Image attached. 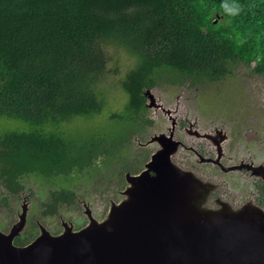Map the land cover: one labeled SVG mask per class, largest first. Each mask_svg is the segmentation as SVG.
I'll return each mask as SVG.
<instances>
[{"label": "trees", "instance_id": "obj_1", "mask_svg": "<svg viewBox=\"0 0 264 264\" xmlns=\"http://www.w3.org/2000/svg\"><path fill=\"white\" fill-rule=\"evenodd\" d=\"M107 44L129 54L128 64L116 58L122 77L114 91L102 87L114 59ZM234 62L264 74V0H0L5 186L17 193L18 177L35 175L52 184L54 211L73 202L66 180L91 177V166L113 148L110 139L138 124L145 86L167 80L157 79L162 74L218 81ZM113 96L122 110L109 109ZM105 115L100 132L89 128ZM7 198L0 208H9Z\"/></svg>", "mask_w": 264, "mask_h": 264}, {"label": "flooded vegetation", "instance_id": "obj_2", "mask_svg": "<svg viewBox=\"0 0 264 264\" xmlns=\"http://www.w3.org/2000/svg\"><path fill=\"white\" fill-rule=\"evenodd\" d=\"M187 80L190 79L165 80L161 84L145 86L141 92L145 103L137 116L138 124L129 125V130L118 139L112 138L113 148L109 154L100 156L91 166L90 180L95 179L97 187H86L85 179L90 177L84 174L87 178H83L75 173V179L66 180V186L74 193V201L62 202L55 211L50 193L34 204L31 200L34 199L33 191L26 193L24 186L17 193H9L0 172V200L7 195L9 204V208H0V220L8 211L12 218L8 226L11 229L19 219V213H26L24 228L16 236L15 244L27 246L43 229H50L39 219L34 223L31 215L35 207L45 222L60 211L81 207L80 224L61 217L59 228L62 227L63 231L68 224L78 231L92 219H106L115 206L127 201L131 191L139 187L136 177L140 175L143 182L158 177L162 184L173 177L177 188L188 196L192 195L202 210L216 213L264 211V97L252 100L235 87L233 95L220 99L221 108L208 107L215 98L212 92L205 104H199L201 108H188L185 99L193 100L195 94L188 90ZM218 81L203 82L208 86L209 82ZM192 83L196 84V91L202 84L191 80ZM165 87L173 91L172 95ZM148 91L157 103L153 107L148 106V102L152 103ZM159 137L167 142L158 140ZM24 178L22 175L18 177L22 185ZM23 194L27 196L28 204L15 214V220L12 214L15 212L14 201ZM17 239L23 243H17Z\"/></svg>", "mask_w": 264, "mask_h": 264}, {"label": "water", "instance_id": "obj_3", "mask_svg": "<svg viewBox=\"0 0 264 264\" xmlns=\"http://www.w3.org/2000/svg\"><path fill=\"white\" fill-rule=\"evenodd\" d=\"M148 93V106L157 105ZM136 180L106 219L78 231L66 224L59 236L43 229L27 246L14 242L26 222L20 212L9 232L0 227V264H264V211H206L173 177Z\"/></svg>", "mask_w": 264, "mask_h": 264}, {"label": "rangeland", "instance_id": "obj_4", "mask_svg": "<svg viewBox=\"0 0 264 264\" xmlns=\"http://www.w3.org/2000/svg\"><path fill=\"white\" fill-rule=\"evenodd\" d=\"M105 49L106 52L109 56H112L114 59L109 61L107 64V68L105 73H104V78H103V82L105 83L102 87L103 88H109L111 87L112 91H114L115 89V85L118 86L119 80L121 79V72H114L116 66H117V62H116V58H124L125 60V64H128V53H126L125 51L121 50V49H117L111 45H105ZM133 60L135 59L134 57H132ZM253 64V63H252ZM120 65V64H119ZM232 68L231 71L229 72V74H227L224 78H222L223 80L218 81V82H209L208 86L206 85L205 82H203L201 84V87L197 90V87H195V83L190 84L191 80H187L188 82V86L189 89L193 94H195V97L193 100H186V106L188 108H201L199 106V104H205L207 102L206 98H208V95L211 94L212 92V96H214V100L211 106V108H221L222 104H219L220 99L223 96H231V94L233 95V93L235 92V87L236 90H239L241 93H243L247 98H250L252 100L255 99H260L264 96H262V92H264V74H259L257 72H254L252 69L253 65H247L241 62H234L232 63ZM126 65H123L122 67L120 66L119 69H123V67ZM157 79H172L169 77H166L165 74H162L161 76H158ZM180 79V78H177ZM183 79H192V78H183ZM116 86V87H117ZM167 92H170V95H172L173 91H171V89H169L168 87L164 88ZM204 91V93H203ZM198 94V98L196 97V93ZM243 95V96H244ZM106 103H110V108L111 110L115 111V110H122L123 109V105L118 106L116 103V99L113 96L112 98L109 99V102L106 100ZM108 114V112H106ZM106 116V117H105ZM105 116H101L97 119H95L93 122V124H96V127H94V125H89V128L91 129H96L98 132L101 131V126L104 121L108 122L107 115ZM97 120V122H96ZM90 122V121H89ZM81 123V122H80ZM91 124V123H89ZM77 124H71V128L73 126H75ZM79 125V124H78ZM84 125V124H81ZM78 127V126H77ZM110 141H112V138L110 139ZM107 156H105L104 158H106ZM103 158V159H104ZM91 172H93V170H91ZM26 178L23 179V186L25 187V191L26 193L29 192V190H32V197H34V199H31L34 203H37V200L39 201V199H44L46 194L49 193L48 189L52 186L49 182V180L47 181H43L42 179L37 178L35 175H30L27 174L25 176ZM83 178H87V176L83 175ZM90 178L85 179V185L86 187H89L91 189H94L97 187L96 184V180L92 179L90 180ZM84 180L80 182V184H83ZM48 187V188H47ZM56 187V186H55ZM26 198L27 196L25 194H23V196L19 195L18 198L14 201V210L15 212L12 213L14 215V219L16 220V213L18 211H20L21 207L24 205H27L28 202H26ZM23 200V201H22ZM39 203V202H38ZM39 205V204H38ZM38 208H40V206H38ZM60 214V216H59ZM81 215H82V208L81 207H76L74 210H63L60 211L58 213H56L54 215V217L47 218L46 222L45 219L41 217V212L38 211L36 209V207L34 208V213H32L31 218L33 217L34 219V223L36 221V219H39V222H44L45 225H47L50 229H48L47 231H49L53 236H59V234H61L62 231V227L60 228V221H61V217L67 219L70 218L74 221V223L76 224H80V220H81ZM8 219V220H7ZM12 220L11 218V214L8 213V211L6 213H4L2 220H0V227L3 229V231L5 232H9V225H10V221ZM18 221V220H17ZM74 229V228H73ZM60 231V232H57ZM76 231V230H75ZM57 232V233H56Z\"/></svg>", "mask_w": 264, "mask_h": 264}, {"label": "clouds", "instance_id": "obj_5", "mask_svg": "<svg viewBox=\"0 0 264 264\" xmlns=\"http://www.w3.org/2000/svg\"><path fill=\"white\" fill-rule=\"evenodd\" d=\"M237 11H239V9H237Z\"/></svg>", "mask_w": 264, "mask_h": 264}]
</instances>
